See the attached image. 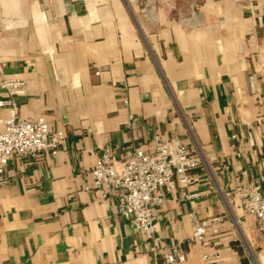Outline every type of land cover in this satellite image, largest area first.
<instances>
[{"label":"crops","instance_id":"obj_1","mask_svg":"<svg viewBox=\"0 0 264 264\" xmlns=\"http://www.w3.org/2000/svg\"><path fill=\"white\" fill-rule=\"evenodd\" d=\"M7 79L24 83L18 116L44 115L66 139L57 156L6 168L0 264H166L178 242L176 264H264L236 193L264 169V0H0ZM154 136L180 137L205 163L195 198H167L151 235L90 172L105 149L128 158ZM193 217L219 221L205 243L189 242Z\"/></svg>","mask_w":264,"mask_h":264},{"label":"built area","instance_id":"obj_2","mask_svg":"<svg viewBox=\"0 0 264 264\" xmlns=\"http://www.w3.org/2000/svg\"><path fill=\"white\" fill-rule=\"evenodd\" d=\"M0 87L8 93V98L0 99L1 186L5 184L4 172L13 158H34L42 153L57 156L66 133L52 131L44 115L32 119L18 116L17 97L24 94V83L20 80H4ZM150 143L152 151L137 147L128 158L117 157L109 148L105 149L96 159L90 176L93 188L105 192L103 197L111 191L117 193L115 208L122 219L131 227L153 235L157 230L156 210L167 198L175 197L178 190L184 201L195 198L190 191L193 174L205 161L198 147L185 144L180 137L154 136ZM236 193L245 216L255 220L264 241V169L260 177L245 183ZM193 221L194 231L189 242L201 244L206 242L212 224L219 222L218 219L196 221L194 217ZM184 261L185 254L178 242L170 247L165 263Z\"/></svg>","mask_w":264,"mask_h":264}]
</instances>
